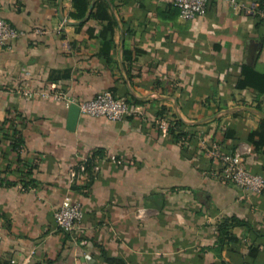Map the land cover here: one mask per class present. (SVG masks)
Masks as SVG:
<instances>
[{
	"label": "crops",
	"instance_id": "0c3cea01",
	"mask_svg": "<svg viewBox=\"0 0 264 264\" xmlns=\"http://www.w3.org/2000/svg\"><path fill=\"white\" fill-rule=\"evenodd\" d=\"M86 1L80 16L74 0H0V18L21 31L0 49V258L48 264L57 251L60 264H108L105 252L127 264H264V192L221 182L203 147L241 151L264 175L247 140L264 118V95L236 88L244 64L264 73V23L226 0L194 20L171 0ZM101 2L113 28L94 17ZM106 90L134 100L138 113L118 122L80 113L70 128V106ZM161 109L185 122L189 144L161 130ZM88 159L99 169L73 186L71 169ZM67 196L85 216L64 241L54 212ZM231 218L242 222L232 229L239 243L220 251L219 225Z\"/></svg>",
	"mask_w": 264,
	"mask_h": 264
},
{
	"label": "built area",
	"instance_id": "2783aa9c",
	"mask_svg": "<svg viewBox=\"0 0 264 264\" xmlns=\"http://www.w3.org/2000/svg\"><path fill=\"white\" fill-rule=\"evenodd\" d=\"M212 0H171V2L179 8L180 17L184 20H194L203 15ZM233 9H241L251 16H259L264 20V10L259 8L257 2L245 5L239 0H226ZM21 36V31L12 23L4 18H0V49L8 48L17 38ZM24 95L32 98L37 92L32 89L23 91ZM40 96L43 98H51L56 101L72 103L62 92L42 91ZM80 113L90 117H106L112 122L124 120L126 117L138 113L136 107L128 102L127 99L116 96L112 91L106 90L98 94L95 98L78 103ZM167 118H159L158 125L163 131H167L169 127ZM203 147L208 149L214 159L220 164L218 172L215 176L223 183H229L246 191L255 194L264 192V175L261 173L250 171L244 164L241 151L230 153L222 149L218 142H213L209 147L203 142ZM250 151V147L247 148ZM87 161V160H86ZM86 161L82 162L76 168L70 171V181L77 183L81 177L87 174ZM94 170H98L99 166H94ZM85 211L83 204L73 198L67 196L59 208L54 212L56 225L59 229L69 234H74L81 229L84 220ZM4 235L0 229V247L3 243ZM15 263L14 260H12Z\"/></svg>",
	"mask_w": 264,
	"mask_h": 264
},
{
	"label": "trees",
	"instance_id": "16d2710c",
	"mask_svg": "<svg viewBox=\"0 0 264 264\" xmlns=\"http://www.w3.org/2000/svg\"><path fill=\"white\" fill-rule=\"evenodd\" d=\"M80 2L83 4V7H81V9L79 6ZM74 3H75V6L79 9L78 15L84 16L86 13L87 1L86 0H74ZM257 3L259 4V8L264 10L263 2L261 0H259V1H257ZM94 17L99 18V19L108 20L109 21V24H108L109 27L113 28V24L115 23V21H114L112 15H110V6L107 2H101L100 6L98 7V11L94 14ZM254 17L258 21L264 23V20L261 17H259L258 15L257 16L255 15ZM224 38H226V37H224ZM228 39H233V38L229 37ZM213 51L214 52H221V51L223 52V51H225V48L221 47V46L220 47L215 46L213 48ZM247 87H252V88L257 89L259 96L264 95V73L257 71L251 65L244 64L242 66L240 73L238 74L236 88L237 89H244ZM128 102L130 104H133L134 100L128 101ZM261 112L264 114V109H261ZM163 114H164V109H161L159 111V118H166ZM167 119L169 120V123H170L167 132L170 133L173 136V138L177 142L181 143L182 145L189 144L193 139V137H192L193 135H191L190 132H188L184 129V127H186L185 122L181 119H177V120H172L169 118H167ZM190 128L193 129L195 132V130H197L198 126L191 125ZM15 133H16V130L14 129L11 132L12 136H14ZM5 135H6V137H9V134H7V132L5 133ZM229 137H230V134H229V132H227V134L225 135V138H229ZM247 140L250 143V145L252 146L253 151L258 153V155H261L264 157V118L262 119V122H261L258 129L249 132V134L247 136ZM219 144L222 145L221 142ZM14 145H15V148L19 147L18 143H15ZM80 164H78V165H80ZM86 164H87V173L92 172L91 170H93V167L95 164L93 162V160L88 159L86 161ZM77 166H75L74 168H76ZM263 168H264V165H263ZM257 173H259V172H257ZM75 185H77V184L76 183L73 184V186H75ZM241 224H242L241 221H237L236 219L231 218L229 220L223 221L222 224L219 225V236H218V240H217V245H218L220 251H221V249H223L225 247V245L226 246H233V245H237L239 243V240L237 237L234 236L232 229L236 225H241ZM61 231L65 234L64 241H66L67 239H69L71 237V234L64 232L63 230H61ZM257 253H258V248L253 247L250 250L249 255L251 257H256ZM103 257H104V260L108 264H127L124 259L110 256L105 252H103ZM61 260H62V256L57 251H53L47 257L48 264H60ZM0 264H14V263L11 260H6V259L0 258ZM231 264H234V262H232Z\"/></svg>",
	"mask_w": 264,
	"mask_h": 264
},
{
	"label": "water",
	"instance_id": "95a60500",
	"mask_svg": "<svg viewBox=\"0 0 264 264\" xmlns=\"http://www.w3.org/2000/svg\"><path fill=\"white\" fill-rule=\"evenodd\" d=\"M70 119H69V127L70 128H74L76 122H77V119L80 115V108H79V105L78 104H75L73 103L71 106H70Z\"/></svg>",
	"mask_w": 264,
	"mask_h": 264
}]
</instances>
